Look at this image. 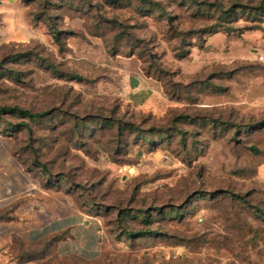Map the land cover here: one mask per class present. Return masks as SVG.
Returning a JSON list of instances; mask_svg holds the SVG:
<instances>
[{
    "label": "rangeland",
    "instance_id": "1",
    "mask_svg": "<svg viewBox=\"0 0 264 264\" xmlns=\"http://www.w3.org/2000/svg\"><path fill=\"white\" fill-rule=\"evenodd\" d=\"M261 5L0 0V108L41 114L0 131L104 241L91 261L20 242L2 264H264Z\"/></svg>",
    "mask_w": 264,
    "mask_h": 264
},
{
    "label": "crops",
    "instance_id": "2",
    "mask_svg": "<svg viewBox=\"0 0 264 264\" xmlns=\"http://www.w3.org/2000/svg\"><path fill=\"white\" fill-rule=\"evenodd\" d=\"M8 134L0 131V264L10 261L20 242L51 241L60 257L99 258L101 221L80 209L72 195L44 185Z\"/></svg>",
    "mask_w": 264,
    "mask_h": 264
},
{
    "label": "trees",
    "instance_id": "3",
    "mask_svg": "<svg viewBox=\"0 0 264 264\" xmlns=\"http://www.w3.org/2000/svg\"><path fill=\"white\" fill-rule=\"evenodd\" d=\"M113 1H118V0H113ZM262 10H264V5H261L260 7ZM55 39L60 42V35H59V32H55ZM2 112H11V113H17L19 115H22V116H25L26 118H30V119H34L36 117H39L41 116V114L39 113H33L31 112L30 110L28 109H22V108H19V107H10V106H4L2 108H0V113ZM255 151H258L256 149H254ZM35 167L34 165L31 167L33 168ZM47 186L49 187H52V184L51 183H48ZM139 234H142L141 232ZM132 236H135L136 234H131ZM56 240L53 239V241Z\"/></svg>",
    "mask_w": 264,
    "mask_h": 264
},
{
    "label": "water",
    "instance_id": "4",
    "mask_svg": "<svg viewBox=\"0 0 264 264\" xmlns=\"http://www.w3.org/2000/svg\"><path fill=\"white\" fill-rule=\"evenodd\" d=\"M132 84L134 85V86H136V85H138V81L136 80V79H132ZM131 171H134L133 169H131Z\"/></svg>",
    "mask_w": 264,
    "mask_h": 264
},
{
    "label": "bare ground",
    "instance_id": "5",
    "mask_svg": "<svg viewBox=\"0 0 264 264\" xmlns=\"http://www.w3.org/2000/svg\"><path fill=\"white\" fill-rule=\"evenodd\" d=\"M134 170V169H133Z\"/></svg>",
    "mask_w": 264,
    "mask_h": 264
}]
</instances>
